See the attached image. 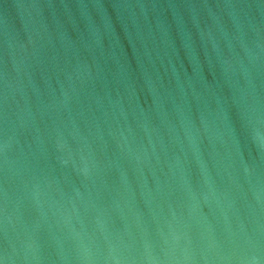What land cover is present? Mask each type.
<instances>
[{"label":"water","instance_id":"95a60500","mask_svg":"<svg viewBox=\"0 0 264 264\" xmlns=\"http://www.w3.org/2000/svg\"><path fill=\"white\" fill-rule=\"evenodd\" d=\"M0 264H264V0H0Z\"/></svg>","mask_w":264,"mask_h":264}]
</instances>
